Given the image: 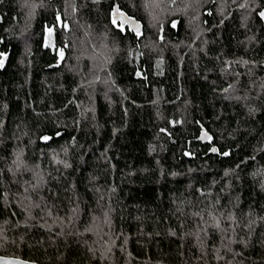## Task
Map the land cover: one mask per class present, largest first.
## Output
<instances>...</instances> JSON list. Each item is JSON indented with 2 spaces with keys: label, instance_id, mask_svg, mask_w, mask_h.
<instances>
[{
  "label": "trees",
  "instance_id": "trees-1",
  "mask_svg": "<svg viewBox=\"0 0 264 264\" xmlns=\"http://www.w3.org/2000/svg\"><path fill=\"white\" fill-rule=\"evenodd\" d=\"M261 13L264 0H0V255L264 264Z\"/></svg>",
  "mask_w": 264,
  "mask_h": 264
},
{
  "label": "water",
  "instance_id": "water-1",
  "mask_svg": "<svg viewBox=\"0 0 264 264\" xmlns=\"http://www.w3.org/2000/svg\"><path fill=\"white\" fill-rule=\"evenodd\" d=\"M111 14V20L113 22H117L119 27L121 28H128L130 31H132L136 35H140L142 33V26L141 22L137 20L136 18L129 16L125 12L118 9L117 5L113 6L112 13ZM7 53L1 54L0 53V61H2V64H0V70L4 68L6 60H7ZM197 140L200 142H207L211 143V137L208 132H206L204 129H200ZM215 148L216 151H212V149ZM209 153L215 154L217 153V147L214 145H211L209 149ZM0 264H40L34 261H28L17 257H11V256H3L0 255Z\"/></svg>",
  "mask_w": 264,
  "mask_h": 264
},
{
  "label": "snow or ice",
  "instance_id": "snow-or-ice-1",
  "mask_svg": "<svg viewBox=\"0 0 264 264\" xmlns=\"http://www.w3.org/2000/svg\"><path fill=\"white\" fill-rule=\"evenodd\" d=\"M262 16H264V13H261ZM61 55H63V53H61ZM0 64H2V61H0ZM47 139V138H46ZM212 151H216L215 148L212 149Z\"/></svg>",
  "mask_w": 264,
  "mask_h": 264
},
{
  "label": "rangeland",
  "instance_id": "rangeland-1",
  "mask_svg": "<svg viewBox=\"0 0 264 264\" xmlns=\"http://www.w3.org/2000/svg\"><path fill=\"white\" fill-rule=\"evenodd\" d=\"M47 33H48V35L50 36V35H51V30H48V32H47Z\"/></svg>",
  "mask_w": 264,
  "mask_h": 264
}]
</instances>
